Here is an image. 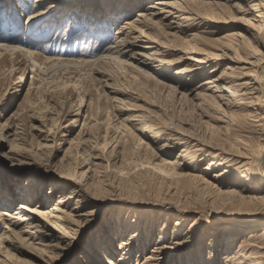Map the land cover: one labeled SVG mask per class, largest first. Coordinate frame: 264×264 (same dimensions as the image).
<instances>
[{"label": "rangeland", "instance_id": "obj_1", "mask_svg": "<svg viewBox=\"0 0 264 264\" xmlns=\"http://www.w3.org/2000/svg\"><path fill=\"white\" fill-rule=\"evenodd\" d=\"M137 1L142 0H0V43L19 46L42 64L38 67L27 52L0 50V212L18 210L27 202L49 209L65 196L68 200L63 208L79 211L76 225L68 223L73 229L66 232V243L60 248L47 255L31 249H21L27 253L13 250V260L0 264H88L90 255L109 257V251H120L121 241L131 232L139 237L134 245L137 257L131 264L144 262L160 235L170 247L179 248L170 250L166 263L179 264L182 256L186 259L199 250L204 238L206 244L213 240L220 253L219 240L226 230L232 229L239 238L245 229L254 230L256 223L264 222V186L258 179L247 182L218 166L228 154L242 155L251 166L264 154V44L253 45L257 53L249 49L257 63L247 77L262 86L259 116L250 109L223 116L217 107L199 104L192 91L202 93L198 86L206 77L188 81L173 76L190 63V55L179 51H169L163 57L171 65L156 70L138 65L126 55L121 58L126 66L104 61L93 67L46 62L51 57L77 63L98 59L125 21L136 19L142 10L136 7ZM155 1L145 0L143 7ZM202 1L223 5L201 6L197 12L210 15L205 20L208 25L199 22L188 27L189 34L201 33L204 45L198 46L199 52L217 58L207 71L215 69L213 74L219 75L227 67L238 72L250 67L246 60L252 57L245 53L234 56L217 39L231 33L250 38L247 27L253 20L242 12L251 0ZM32 13L40 14L33 18ZM213 17L222 20L210 21ZM89 19L95 27L105 26L108 40L93 43L83 31L75 35L79 25ZM73 27V32L66 30ZM165 31L159 27L149 35L161 46L169 42L173 48L182 45L181 40L165 37ZM136 67L151 76L138 73ZM116 89L133 92L136 98L124 97ZM118 99L128 106L120 110ZM142 117L153 130L158 128L155 119L174 122L195 140L200 139V144L217 146L226 153L214 161H200L210 149L192 143L189 148L197 155L182 160L185 145H175L165 133L157 132L151 138V129L140 131ZM79 140L86 143L82 149ZM179 221L185 223L174 237ZM164 225L167 229L161 231ZM4 228L0 221V235ZM257 229V238L264 236V225ZM208 252H204L206 261ZM261 253L264 256V250ZM220 255L219 264H225Z\"/></svg>", "mask_w": 264, "mask_h": 264}, {"label": "bare ground", "instance_id": "obj_2", "mask_svg": "<svg viewBox=\"0 0 264 264\" xmlns=\"http://www.w3.org/2000/svg\"><path fill=\"white\" fill-rule=\"evenodd\" d=\"M144 1L145 0L136 2V7L141 8L142 10H139L137 12V16L134 21H125V23L122 25V28L117 31L118 37L117 35L115 36L116 38L112 41L111 46L103 50L98 59L84 60L81 63H77L72 60L59 62V57H51L49 59H45L46 62L49 61L50 63H63V65L67 66L77 65L79 67H93L104 61L111 64H120L126 66V62L121 61V58L126 55L129 56L130 59L133 60V62H136L138 65H145L150 69L152 68L156 70L158 68L162 69L167 63L171 65L170 63L172 62L164 60L163 57L167 55L169 51H179V53L190 55L188 57L190 63H188L184 69L175 71L173 73V76L186 77L188 81H196L201 77H206L204 82H201L198 86V88L203 92L194 93L192 91V94H194V97L199 104L213 105L222 111L223 116H226L228 114L233 115V113L237 110L248 111L249 109L251 110L249 112L252 115L259 116L257 111H260L264 108V105L262 108L259 103L260 93L261 91H263L262 86L259 81L253 82V78L247 77H251L252 68L257 63V59L249 51V49H252L257 53V47H254L253 45L261 46L264 44V0H251L252 3H249V8L245 9L244 12H242L248 16H251L253 20L252 23H250L247 27L250 36L249 39L244 38L239 33H231L221 37L220 39H217L219 43L224 44L223 46L225 50L232 52L234 56H238V53H245L246 55L252 57L246 60V64L250 67H244L240 69L239 72L238 70H232L230 67H227L219 75L213 74L215 73V69L211 70L210 72L207 71V68L211 67L212 64H215L214 61L217 58L212 55L201 54L199 52L198 46L201 44L204 45V41L201 39V33L189 34L190 29L188 27L189 25H192L194 23H197L198 25L202 23L201 26L203 27L204 25H208V22H205V20L208 21L210 15L208 17L206 15L204 16L203 14L206 13L202 14L201 12H197L198 9L201 6H207L210 8L215 6L221 7L223 6L222 3L218 1L202 0H156L155 2L149 3V6L143 7L142 2ZM40 13H32L31 16L33 18H36V16ZM216 17L211 18L210 21L213 19L217 21L222 20L221 18ZM217 21H214L213 24ZM90 24H92V26ZM95 24L96 23L91 21L90 19L87 22L85 21V23H83L81 26L79 25V28H77V33L75 32V35L77 36V34L79 35V32L83 31L86 33L85 37H88L90 42L99 43L100 41V44H102L104 41L109 39V31L105 29V26L98 25V27H95ZM70 26L72 27L73 25L70 24ZM212 26H207V28H210ZM159 27H162L166 30L165 37L168 36L172 38L173 42L181 40L180 42L182 43V45L173 48L171 42L165 43L164 46L158 44L156 40L150 37L149 32H155V30ZM75 29L76 28L73 27L67 28L66 30H68L69 32H73L75 31ZM11 32L12 34H14L15 30ZM12 39L9 38V40ZM65 44L66 43H64V45ZM140 44L145 45L141 47ZM152 44H156L157 46L153 47ZM100 48L98 50H100ZM0 50L5 51L6 53H12L15 51L27 52L25 49L13 45V43L11 46H7L5 45V43H0ZM27 54H29L30 57L33 56L31 53L27 52ZM34 58L32 59L31 57V59L33 60L32 62L37 65L39 62H37ZM180 58L184 60L182 56ZM41 66L42 64H38V67ZM139 68L136 67L138 73L147 77L151 76L146 72L139 70ZM101 74H103L102 78H107L106 73L102 72ZM104 82H106V85L108 84L107 80H105ZM171 90L177 92V90L175 89L171 88ZM116 91L119 92L117 89ZM119 94L127 98H136V94L130 91H121L119 92ZM118 104H120L118 105L120 110H123L124 107L128 106L122 99H118ZM144 118L145 117H142L140 119V126L142 127V129H139L140 131L142 130L143 132V130L145 129H151V138L157 137V132L165 133L169 139H171L172 141H176L175 145H185V148L180 154L182 160L189 156L190 158H195V155H197L196 150H192V148H189L192 143H195L193 147L203 146L205 147V149H210V151L205 150L206 153L203 156L205 158L201 159L200 161H214L226 153L225 151H221V149H218L219 147L217 146L200 144V139L199 141L195 140L193 137L194 135H190L185 131V129H180L177 125L173 124L174 122L168 123L159 119H155L154 121H158V123L156 124L158 128L156 130H153L152 126L148 125V122L144 121ZM147 121H149V119H147ZM78 143L79 148L81 149L84 147V144H86L85 141L82 140H79ZM228 155L230 157L220 159L221 163H219L218 166H223L230 169V173L232 172V174H236V176H238V179H243L247 182L250 181L252 183H255V180L258 179V183L261 186H264V171L261 169L264 167V154L260 159H258V161H254L256 163L255 165L252 164V166L250 160H245L247 158H244L242 155ZM243 160L245 161L243 162ZM236 165H238L239 167H235ZM215 177H219V175ZM24 188L26 189V187ZM35 192L36 191H30L31 195H36ZM66 197L67 196L62 197L61 200H59L58 204L49 209L32 206L29 202L20 204L18 210L11 211L3 209L4 211L0 212V221L4 223L5 232L0 235V262H3V260H6V262L7 260H13V250H21L23 248L31 249L32 252L34 251L39 255H47L65 244L67 240L66 236L68 235L66 232L73 229L71 226L76 225V220H78L76 219V216L79 215V211H77L76 208L73 209V212H68L63 208L62 204L66 203L68 200L66 199ZM7 200L9 201V198ZM120 213L122 214L123 211ZM181 220H183V218H181ZM68 223H70L71 226H68ZM184 223L185 222L181 221L176 223V232H174V237L178 236L176 235L177 231L181 230ZM256 224H258V227H256V229H245L244 234H240L239 238L236 237L238 236V234H233L234 232L232 233V229H228L225 231L226 233H224L222 239L219 240V245L222 249L220 253H222V261L224 259L225 264H264V256L261 253V250H264V236L257 238V233H255L258 230L257 228H259V226L264 225V222H259ZM166 227L167 226L164 225L161 231H165V229H167ZM192 227L195 228V226L193 225L191 226V228ZM196 227H198L197 224ZM194 230L199 231V229ZM197 233L198 232L193 233L194 236ZM262 233L264 234V231ZM161 234L164 233L162 232ZM242 235H245V239L242 237ZM128 236V239H123L121 241V245L118 249L120 251H109L108 256L111 258L110 260L107 256L93 254L94 256H88V264H131L134 257H137V255H135L137 250H135L134 252V245L135 241L138 242L139 237L138 235H134L132 232ZM176 238H174V240ZM239 239L241 240L239 241ZM106 240H110V237ZM37 241H39V245H35V242ZM206 243V239H202L201 243L199 244V250L189 254L188 257L186 256V259H183L182 256L179 264H219L221 255L219 251H216L218 246L213 240H210L208 244ZM104 244L105 243H103V245ZM170 250L178 251L179 248L170 247L165 236L160 235V239L157 245H155V249L151 254L145 256L144 262L140 264H167L166 262L170 259ZM205 251H209L207 261L205 260ZM23 252L27 253V251L25 250ZM112 257H115L116 260H113Z\"/></svg>", "mask_w": 264, "mask_h": 264}]
</instances>
